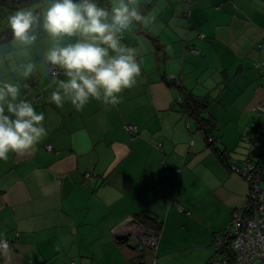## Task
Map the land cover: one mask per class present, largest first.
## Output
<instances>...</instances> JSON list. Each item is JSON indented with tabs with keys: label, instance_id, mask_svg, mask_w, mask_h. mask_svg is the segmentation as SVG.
<instances>
[{
	"label": "crops",
	"instance_id": "1",
	"mask_svg": "<svg viewBox=\"0 0 264 264\" xmlns=\"http://www.w3.org/2000/svg\"><path fill=\"white\" fill-rule=\"evenodd\" d=\"M12 1L0 0V76L7 77L21 63L39 65L49 45L42 20L34 45L14 42L4 11L13 10L1 5ZM96 2L111 7V0ZM138 6L146 20L123 32L121 43L135 49L141 73L118 104L91 99L77 110L65 100L57 107L50 75L38 70L21 78L22 98L44 114L47 134L33 149L0 160V240L10 242L7 252L0 249V264H211L215 235L246 204L251 185L213 148L240 163L249 156L245 138L264 126L254 111L264 101L255 67L264 61V0ZM171 76L209 97L206 116L218 125L212 146L183 113ZM125 123L137 125L138 134ZM139 212L163 224L156 252L123 239Z\"/></svg>",
	"mask_w": 264,
	"mask_h": 264
},
{
	"label": "clouds",
	"instance_id": "2",
	"mask_svg": "<svg viewBox=\"0 0 264 264\" xmlns=\"http://www.w3.org/2000/svg\"><path fill=\"white\" fill-rule=\"evenodd\" d=\"M4 11L15 43L25 49L34 45L42 20L49 45L39 65L28 61L15 66L14 77L0 76V160L33 149L47 134L44 114L22 98L21 78L43 71L51 77L49 87L55 85L50 101L62 107L67 100L77 110L91 99L116 105L119 94L135 85L141 67L135 49L121 43V34L146 20L138 0H111L110 8L96 0H43ZM0 249L8 251L7 241L0 240Z\"/></svg>",
	"mask_w": 264,
	"mask_h": 264
},
{
	"label": "built area",
	"instance_id": "3",
	"mask_svg": "<svg viewBox=\"0 0 264 264\" xmlns=\"http://www.w3.org/2000/svg\"><path fill=\"white\" fill-rule=\"evenodd\" d=\"M255 67L263 80L264 87V61L256 62ZM173 80L177 81L171 76V81ZM30 94L31 91L28 95ZM254 111L259 118L264 116V101L257 104ZM124 128L132 136L139 132L138 126L132 123H125ZM263 136L264 126L259 124L254 130V135L245 138L249 143V156L240 163L230 164L231 170L251 185V193L246 204L233 213L227 228L215 235L213 244L215 255L211 264H264V187H262L264 161H260L255 155V151L263 145ZM213 142L212 138L208 139V143ZM46 149L52 151L53 147L47 145ZM86 178L89 180L91 176L88 174ZM179 209L184 211L182 206ZM160 225L163 224L160 222ZM131 226L123 237L126 243L134 244L139 251L158 250L162 230L148 228L135 218ZM5 241L10 247V242Z\"/></svg>",
	"mask_w": 264,
	"mask_h": 264
},
{
	"label": "trees",
	"instance_id": "4",
	"mask_svg": "<svg viewBox=\"0 0 264 264\" xmlns=\"http://www.w3.org/2000/svg\"><path fill=\"white\" fill-rule=\"evenodd\" d=\"M43 0H15L12 2H2L1 5H5L12 10L18 8H24L31 5H37L41 3ZM19 4V7L12 8V5ZM153 42L158 46L160 41L157 38H153ZM175 85L180 93L181 103H182V110L183 113L192 121H194L200 131H203L206 135L207 140L209 138L213 139V143H208L209 146H212L215 143V139L213 138L212 133L218 129V125L216 120L213 117L206 116L209 106H210V99L208 96H198L192 91L186 89L183 84L178 83L175 81ZM206 116V117H205ZM262 141L264 144V136L262 137ZM264 148L262 145L261 149ZM213 151L218 156V158L224 162L226 166L230 168V164L232 162L228 161L226 156V151H222L216 145L213 148ZM264 152H261V154ZM263 157L262 161H264V154L261 156ZM231 169V168H230ZM135 219L140 222L141 224L145 225L148 228L154 229L156 231H161L163 226L160 225V222L157 221L156 218L152 217L148 212H139L135 214Z\"/></svg>",
	"mask_w": 264,
	"mask_h": 264
},
{
	"label": "rangeland",
	"instance_id": "5",
	"mask_svg": "<svg viewBox=\"0 0 264 264\" xmlns=\"http://www.w3.org/2000/svg\"><path fill=\"white\" fill-rule=\"evenodd\" d=\"M15 6H16V7H19V4L12 5L11 7L14 8ZM10 9H11V8H10ZM11 10H12V9H11ZM8 34H9V33H8ZM10 34L12 35V33H10ZM10 34H9V36H10Z\"/></svg>",
	"mask_w": 264,
	"mask_h": 264
},
{
	"label": "water",
	"instance_id": "6",
	"mask_svg": "<svg viewBox=\"0 0 264 264\" xmlns=\"http://www.w3.org/2000/svg\"><path fill=\"white\" fill-rule=\"evenodd\" d=\"M12 35H10V37H11Z\"/></svg>",
	"mask_w": 264,
	"mask_h": 264
}]
</instances>
